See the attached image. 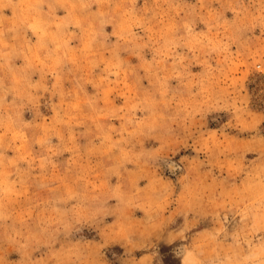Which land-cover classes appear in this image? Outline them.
<instances>
[{
    "label": "rangeland",
    "instance_id": "1",
    "mask_svg": "<svg viewBox=\"0 0 264 264\" xmlns=\"http://www.w3.org/2000/svg\"><path fill=\"white\" fill-rule=\"evenodd\" d=\"M0 264H264V0H0Z\"/></svg>",
    "mask_w": 264,
    "mask_h": 264
}]
</instances>
